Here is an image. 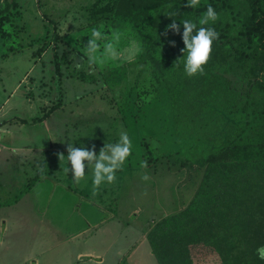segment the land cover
Segmentation results:
<instances>
[{"label": "trees", "instance_id": "16d2710c", "mask_svg": "<svg viewBox=\"0 0 264 264\" xmlns=\"http://www.w3.org/2000/svg\"><path fill=\"white\" fill-rule=\"evenodd\" d=\"M113 1L115 18L142 21L144 52L169 100L176 152L200 169L187 205L156 220L147 233L158 264H264L256 252L264 246V157L228 156L235 149L264 145V0H200L197 8L184 7L187 0ZM209 4L219 19L203 27H213L219 38L213 41L204 74L188 77L180 22H197ZM154 13L159 16L153 18ZM19 15L15 0L0 6L4 42L14 38ZM173 20L180 24V33L167 29ZM56 39L55 32L46 33L35 53L41 54ZM169 41H175V47ZM9 47L12 53L20 49ZM225 58L258 63L257 97L245 108H240L239 92L229 79L213 70ZM70 62L64 51L53 53L59 95L61 70ZM60 105L59 98L44 115ZM245 137L255 138V143Z\"/></svg>", "mask_w": 264, "mask_h": 264}, {"label": "rangeland", "instance_id": "374dc122", "mask_svg": "<svg viewBox=\"0 0 264 264\" xmlns=\"http://www.w3.org/2000/svg\"><path fill=\"white\" fill-rule=\"evenodd\" d=\"M6 1L10 0H0V6ZM15 2L20 15L15 19L14 38L4 42L0 37V104L13 90L15 98L23 91L32 90L37 94L34 99H42L40 106L45 104L46 107L39 111L44 114L60 98L64 107L58 117L59 127L51 128L54 140L51 141V136L48 147L55 142L60 148H66L68 144L86 148L95 145V150H100L104 144L118 142L120 133L126 132L132 141L133 152L141 151L147 165L158 162V177L155 176L154 181L150 178L140 186L138 179L134 184L136 193L138 187L143 192L142 197H136L138 203L157 215L162 210L174 212L182 207L197 188L200 169L194 163L181 160V155L176 152L169 100L158 71L144 52L142 21L127 22L115 18L116 3L113 0ZM152 16L157 18L159 13ZM93 28L99 29L103 37L98 41L100 48L94 59L85 48ZM52 31L58 39L41 54L35 53L37 41L46 33L51 35ZM108 43L113 44L115 57L106 53ZM10 45L15 49L20 46V49L12 53ZM62 51L71 62L67 68L62 67L59 95L53 53L60 55ZM226 58L213 70L229 79L239 92L240 108H245L257 97L258 63ZM245 141L254 144L255 138L245 137ZM228 156L262 158L264 145L255 143L251 147L235 149ZM165 158L172 162V169L167 167ZM90 167L93 168L91 164ZM34 176L31 174L32 178ZM22 177L24 182L25 177ZM69 180L68 183L74 186ZM127 201L131 202L130 198ZM143 214L146 217L148 211ZM19 224L20 229L25 226ZM55 225L60 227V224ZM28 227L29 224L25 230Z\"/></svg>", "mask_w": 264, "mask_h": 264}, {"label": "crops", "instance_id": "0c3cea01", "mask_svg": "<svg viewBox=\"0 0 264 264\" xmlns=\"http://www.w3.org/2000/svg\"><path fill=\"white\" fill-rule=\"evenodd\" d=\"M31 91L15 98L13 90L0 104V129L11 133L0 139V264H158L147 233L156 220L173 211L154 214L138 203L136 197L143 192L138 187L136 193L134 187L138 179L140 186L147 183L141 180L144 173L158 177V162L141 168L143 153L131 151L115 182L102 184L93 195V168L87 165L77 185L71 172L64 171L70 167L67 147L47 145L64 104L41 114L46 106H40L42 99L37 105V94ZM58 153L65 159L59 160ZM164 162L173 168L169 158ZM19 223L25 226L20 229Z\"/></svg>", "mask_w": 264, "mask_h": 264}, {"label": "clouds", "instance_id": "9594fccd", "mask_svg": "<svg viewBox=\"0 0 264 264\" xmlns=\"http://www.w3.org/2000/svg\"><path fill=\"white\" fill-rule=\"evenodd\" d=\"M199 5L200 0H187L184 7L197 8ZM218 19V13L209 4L197 22L191 20L180 22L183 25L181 38L184 47L181 52L183 54L186 53L183 62V70L186 76L193 77L197 74H204V65L210 59L213 41L219 38V33L213 27H203V25H208L210 22L215 23ZM197 23L201 27L197 28ZM180 24L173 20L171 24L167 25V29H170L174 34L180 33ZM163 35L167 36V30ZM102 38V33L99 29L93 28L91 30V36L85 45L86 52L90 58H95V54L100 48L98 41ZM115 39L118 41V36ZM169 43L175 47V41H169ZM105 51L113 57L116 55L112 43L105 45ZM10 134L8 130L0 129V139ZM131 151L132 141L128 134L123 131L120 133L118 142L104 144L98 154L95 151V145L86 148L74 147L72 144H68L67 162L68 164L70 163V167H65L64 171L66 174L71 172L73 182L79 185L85 177L87 165L91 164L93 166L92 191L93 195H95L102 184L115 182L116 172L122 169L126 159L131 155ZM57 155L59 160L65 159L63 153H58ZM147 166V160L140 161L141 168H147ZM149 179L150 177L147 173L141 175L142 181H148ZM256 252L258 257L264 260V246L258 247Z\"/></svg>", "mask_w": 264, "mask_h": 264}]
</instances>
